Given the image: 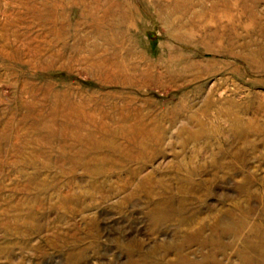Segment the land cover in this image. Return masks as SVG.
<instances>
[{
    "label": "rangeland",
    "instance_id": "obj_1",
    "mask_svg": "<svg viewBox=\"0 0 264 264\" xmlns=\"http://www.w3.org/2000/svg\"><path fill=\"white\" fill-rule=\"evenodd\" d=\"M0 264H264V0H0Z\"/></svg>",
    "mask_w": 264,
    "mask_h": 264
}]
</instances>
